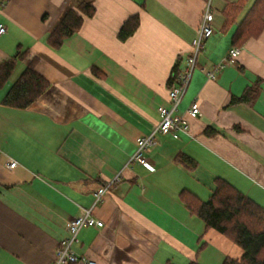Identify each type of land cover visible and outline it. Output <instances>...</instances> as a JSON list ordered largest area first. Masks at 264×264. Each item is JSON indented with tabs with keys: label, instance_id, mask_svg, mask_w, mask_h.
<instances>
[{
	"label": "crops",
	"instance_id": "0c3cea01",
	"mask_svg": "<svg viewBox=\"0 0 264 264\" xmlns=\"http://www.w3.org/2000/svg\"><path fill=\"white\" fill-rule=\"evenodd\" d=\"M79 0H0V62L21 52L39 59L37 72L50 86L26 109L1 104L27 66L18 62L0 90V264H51L68 223L82 209L104 222L86 228L73 250L96 264H222L244 251L191 214L184 191L207 201L223 179L264 207V28L241 48L233 66L214 79L205 72L221 64L237 24L224 28L223 11L238 0H210L213 35L178 113L189 133L156 135L146 153L154 167L130 164L136 140L171 108L169 81L187 68L206 0H94L97 9L58 49L51 30ZM139 26L127 40L128 19ZM23 66L19 68V64ZM257 86L252 104L234 103ZM198 101L201 116L187 111ZM193 159V169L176 161ZM114 182L96 204V193Z\"/></svg>",
	"mask_w": 264,
	"mask_h": 264
},
{
	"label": "trees",
	"instance_id": "16d2710c",
	"mask_svg": "<svg viewBox=\"0 0 264 264\" xmlns=\"http://www.w3.org/2000/svg\"><path fill=\"white\" fill-rule=\"evenodd\" d=\"M208 1V0H206ZM249 0L229 3L224 11V28L237 24L248 6ZM94 0H79L69 8L58 24L51 30L47 44L58 50L64 42L77 34L87 18L96 14ZM139 26V17L127 20L121 28L119 38L127 40ZM264 28V0H256L249 8L244 19L239 23L232 37L234 47H242L250 38L258 36ZM27 59V66L19 78L12 83L1 104L16 109H26L36 102L48 90L50 83L37 72L38 58L29 57V52L17 53L14 58L0 62V90L5 88L13 76L18 62ZM181 75L176 66L169 81V88L177 83ZM257 86L245 91L243 96L234 99V103L252 104L257 98ZM176 161L188 168H195L197 163L186 155H180ZM216 189L207 201H202L189 192L180 194L181 202L191 214L205 222L207 229H214L229 238L241 249L243 256L238 259H226L222 264H264V207L244 195L223 179H216ZM190 264H198L196 261Z\"/></svg>",
	"mask_w": 264,
	"mask_h": 264
},
{
	"label": "built area",
	"instance_id": "2783aa9c",
	"mask_svg": "<svg viewBox=\"0 0 264 264\" xmlns=\"http://www.w3.org/2000/svg\"><path fill=\"white\" fill-rule=\"evenodd\" d=\"M206 10L203 13L201 23L199 25L197 36L192 42L191 55L187 60V68L181 73L179 79H177L176 85L169 88L168 94L171 101V108L160 107L158 113L160 115V122L155 130L148 136L139 137L136 140V151L130 158L129 163H138L151 170L154 167L151 165L146 157V153L157 146L156 135L173 136L179 138L181 134L189 133V122L185 117L178 113L180 103L187 91V88L191 82L193 72L197 68V60L199 53L203 50L205 42L213 35L214 28V13L211 12V2L208 1ZM6 33V27L0 25V35ZM242 51L241 48L233 47L229 50L227 57L221 64L212 71H202L207 74L210 79H214L218 72L236 64L237 59L240 57ZM191 118H199L201 116V110L198 101H194L187 111ZM119 177L115 181L108 183L106 186L100 188L96 193V204H98L108 192L110 187L113 186L114 182L118 181ZM92 209H82L79 216L73 218L68 223L69 237L61 241L57 247L54 260L51 264H96L95 260H91L85 257L78 256L73 250L74 244L78 242V236L80 232L86 228H103L104 222L98 220L93 216Z\"/></svg>",
	"mask_w": 264,
	"mask_h": 264
},
{
	"label": "rangeland",
	"instance_id": "374dc122",
	"mask_svg": "<svg viewBox=\"0 0 264 264\" xmlns=\"http://www.w3.org/2000/svg\"><path fill=\"white\" fill-rule=\"evenodd\" d=\"M22 66H23V64H22V63H20L18 67H19V68H21ZM261 206H262V205H261Z\"/></svg>",
	"mask_w": 264,
	"mask_h": 264
}]
</instances>
